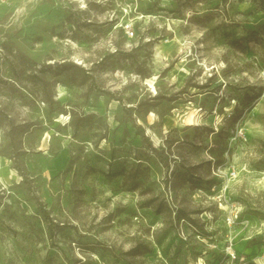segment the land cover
Wrapping results in <instances>:
<instances>
[{
  "label": "rangeland",
  "instance_id": "obj_1",
  "mask_svg": "<svg viewBox=\"0 0 264 264\" xmlns=\"http://www.w3.org/2000/svg\"><path fill=\"white\" fill-rule=\"evenodd\" d=\"M230 249L264 264V0H0V264Z\"/></svg>",
  "mask_w": 264,
  "mask_h": 264
},
{
  "label": "built area",
  "instance_id": "obj_2",
  "mask_svg": "<svg viewBox=\"0 0 264 264\" xmlns=\"http://www.w3.org/2000/svg\"><path fill=\"white\" fill-rule=\"evenodd\" d=\"M236 254L231 249L228 250L216 264H247L245 262H240L236 260Z\"/></svg>",
  "mask_w": 264,
  "mask_h": 264
},
{
  "label": "trees",
  "instance_id": "obj_3",
  "mask_svg": "<svg viewBox=\"0 0 264 264\" xmlns=\"http://www.w3.org/2000/svg\"><path fill=\"white\" fill-rule=\"evenodd\" d=\"M73 66L79 67L77 64H72Z\"/></svg>",
  "mask_w": 264,
  "mask_h": 264
},
{
  "label": "bare ground",
  "instance_id": "obj_4",
  "mask_svg": "<svg viewBox=\"0 0 264 264\" xmlns=\"http://www.w3.org/2000/svg\"><path fill=\"white\" fill-rule=\"evenodd\" d=\"M236 247V246H235Z\"/></svg>",
  "mask_w": 264,
  "mask_h": 264
}]
</instances>
